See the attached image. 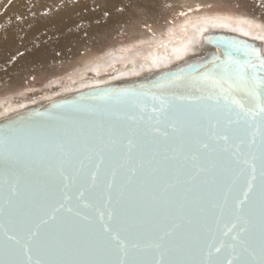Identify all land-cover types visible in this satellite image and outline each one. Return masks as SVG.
Listing matches in <instances>:
<instances>
[{"label": "water", "instance_id": "95a60500", "mask_svg": "<svg viewBox=\"0 0 264 264\" xmlns=\"http://www.w3.org/2000/svg\"><path fill=\"white\" fill-rule=\"evenodd\" d=\"M224 41L242 62L264 56L262 40L206 26L167 66L0 113V264H201L210 250L223 264H260L264 128L232 104L255 112L250 96L216 102ZM103 225L119 226L123 250Z\"/></svg>", "mask_w": 264, "mask_h": 264}, {"label": "bare ground", "instance_id": "6f19581e", "mask_svg": "<svg viewBox=\"0 0 264 264\" xmlns=\"http://www.w3.org/2000/svg\"><path fill=\"white\" fill-rule=\"evenodd\" d=\"M197 1L212 4L210 10L248 6L242 0ZM182 3L183 0H0V97L16 89L14 80L23 74L45 71L60 76L95 59L104 60L90 73L71 76L55 89L49 84L51 88L38 95L0 101V113L82 84L101 82L114 74L167 66L192 51L206 26L227 27L264 42V25L226 16L198 18L175 31L170 27L184 16L173 19L172 11ZM157 21L163 24L157 31L151 30ZM135 34L141 40L157 37L148 46H133L134 52L128 58L106 62L105 57L114 53L119 43H132Z\"/></svg>", "mask_w": 264, "mask_h": 264}, {"label": "snow or ice", "instance_id": "6c2138e0", "mask_svg": "<svg viewBox=\"0 0 264 264\" xmlns=\"http://www.w3.org/2000/svg\"><path fill=\"white\" fill-rule=\"evenodd\" d=\"M226 48L224 53V60L219 63L213 64L211 70V77L214 83L221 86L227 85V88L222 87V95L217 98L216 102L219 103L220 99H227V96L231 92L244 93L246 97L250 96L254 101L258 102V110L252 112L251 109L246 108L244 103L240 101L233 100L232 104L236 109L239 110L245 117L253 115L254 117H259L261 122V127L264 128V56H261L258 50L253 49L251 53L245 51L243 53L246 58L243 62L236 57L241 52V49L235 44V42H223ZM212 99V97H208ZM224 139H227L225 135ZM207 147V145H204ZM253 171L255 169L253 168ZM95 179V176H93ZM255 179V177H253ZM251 184L249 185V189ZM82 195V193H81ZM248 197V192H245V199ZM260 198L262 205V240H261V250L262 258L260 264H264V153L261 157V185H260ZM112 218L111 215L109 217ZM46 223V221H45ZM103 232L107 235L108 242L115 246V248L123 250L125 248V241L122 239L119 226L103 225ZM243 231V229H241ZM35 233H31L28 237L31 240ZM236 239V237H233ZM9 240L13 241L15 244L20 245L22 249L28 251L25 243L15 236H9ZM135 247V246H134ZM215 252L219 253L220 248H215ZM213 252L210 250L207 253V259L202 261L201 264H223V262L216 261L212 259ZM31 264V260L29 261ZM36 264H42L41 261L37 260ZM116 264H135L134 261H117ZM156 264H167V262L160 260ZM227 264H234L233 260H228ZM239 264H247L246 261H241Z\"/></svg>", "mask_w": 264, "mask_h": 264}, {"label": "rangeland", "instance_id": "374dc122", "mask_svg": "<svg viewBox=\"0 0 264 264\" xmlns=\"http://www.w3.org/2000/svg\"><path fill=\"white\" fill-rule=\"evenodd\" d=\"M184 3L182 5H178L180 8L173 10V19H180L184 16V18L177 20L170 28L175 29V31H179L181 26L186 24L193 23L198 18L203 17H223L226 16L228 18H238L244 21H250L254 24L264 25V0H242V2H246L248 5L245 8H238V6H222V9H213L214 6L212 4L206 2H200L197 0H183ZM261 3V4H259ZM262 6V7H261ZM224 7V8H223ZM229 7V8H228ZM232 7V8H231ZM235 7V8H234ZM210 8V9H209ZM208 10V11H207ZM171 17V18H172ZM170 21V19L166 20ZM156 27L151 30L157 31L160 25L163 24V21H157ZM164 33V32H162ZM160 35V34H159ZM135 38L132 43H119L117 45V49L114 50V53L109 54V56L105 57L106 62L109 60H113L116 58H128L134 52L133 46H148L153 40H155V36L150 37L148 40H141L136 38V34L132 36ZM119 41H125V38H118ZM113 44H117L114 42ZM154 44V43H153ZM110 48L113 46L110 44ZM121 45V46H119ZM120 47L122 49H120ZM124 47V48H123ZM131 50V52H129ZM110 51V50H109ZM99 59H95L86 64L80 65L78 67L73 68L72 70L67 71L66 73L60 76H53L48 72L42 71L38 73H26L21 75L19 78L14 80L16 83V89L7 91V94L0 97V101L7 99H17V98H26L30 95H38L45 89H50L53 86V89L57 88V86L61 85L65 80L69 77H73L76 75H80L84 72L90 73V69H93L96 66H100L103 64V61H98ZM89 64V65H87ZM90 71V72H89ZM51 84V86H49Z\"/></svg>", "mask_w": 264, "mask_h": 264}]
</instances>
